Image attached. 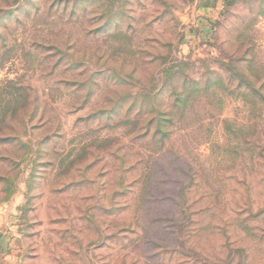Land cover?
Masks as SVG:
<instances>
[{"label": "rangeland", "instance_id": "374dc122", "mask_svg": "<svg viewBox=\"0 0 264 264\" xmlns=\"http://www.w3.org/2000/svg\"><path fill=\"white\" fill-rule=\"evenodd\" d=\"M200 7L0 0L9 264H264V0Z\"/></svg>", "mask_w": 264, "mask_h": 264}, {"label": "crops", "instance_id": "0c3cea01", "mask_svg": "<svg viewBox=\"0 0 264 264\" xmlns=\"http://www.w3.org/2000/svg\"><path fill=\"white\" fill-rule=\"evenodd\" d=\"M216 1V0H215ZM214 0H199V4H200V8L199 11H201V14H205L204 16L206 17H212L211 16V11L213 9V7L216 5V3L218 4V0L215 3ZM2 210L0 209V264H9L7 258L4 256L3 250L6 247V240L3 239L2 237V227H3V223H4V217H5V213H1Z\"/></svg>", "mask_w": 264, "mask_h": 264}]
</instances>
